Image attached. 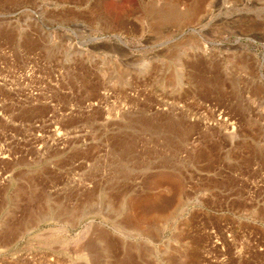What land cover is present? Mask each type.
Returning a JSON list of instances; mask_svg holds the SVG:
<instances>
[{
  "label": "rangeland",
  "instance_id": "rangeland-1",
  "mask_svg": "<svg viewBox=\"0 0 264 264\" xmlns=\"http://www.w3.org/2000/svg\"><path fill=\"white\" fill-rule=\"evenodd\" d=\"M33 248L264 264V0H0V249Z\"/></svg>",
  "mask_w": 264,
  "mask_h": 264
},
{
  "label": "built area",
  "instance_id": "built-area-1",
  "mask_svg": "<svg viewBox=\"0 0 264 264\" xmlns=\"http://www.w3.org/2000/svg\"><path fill=\"white\" fill-rule=\"evenodd\" d=\"M0 264H74L70 259L41 249L8 252L0 249Z\"/></svg>",
  "mask_w": 264,
  "mask_h": 264
},
{
  "label": "water",
  "instance_id": "water-1",
  "mask_svg": "<svg viewBox=\"0 0 264 264\" xmlns=\"http://www.w3.org/2000/svg\"><path fill=\"white\" fill-rule=\"evenodd\" d=\"M186 30L197 31L193 26H192V27H188ZM118 39H119V38H118Z\"/></svg>",
  "mask_w": 264,
  "mask_h": 264
},
{
  "label": "bare ground",
  "instance_id": "bare-ground-1",
  "mask_svg": "<svg viewBox=\"0 0 264 264\" xmlns=\"http://www.w3.org/2000/svg\"><path fill=\"white\" fill-rule=\"evenodd\" d=\"M117 38H119V37H117ZM119 40H121V38H119ZM134 217V216H133ZM138 222V221H137ZM121 228V227H120ZM124 228V227H123ZM126 230V229H125ZM134 230V229H133ZM132 234V233H131Z\"/></svg>",
  "mask_w": 264,
  "mask_h": 264
}]
</instances>
